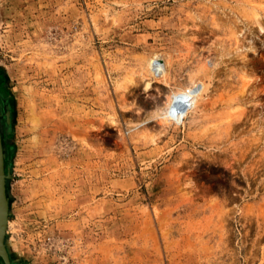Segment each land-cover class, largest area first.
Segmentation results:
<instances>
[{"label":"rangeland","instance_id":"1","mask_svg":"<svg viewBox=\"0 0 264 264\" xmlns=\"http://www.w3.org/2000/svg\"><path fill=\"white\" fill-rule=\"evenodd\" d=\"M0 132L8 264H264V0H0Z\"/></svg>","mask_w":264,"mask_h":264},{"label":"clouds","instance_id":"2","mask_svg":"<svg viewBox=\"0 0 264 264\" xmlns=\"http://www.w3.org/2000/svg\"><path fill=\"white\" fill-rule=\"evenodd\" d=\"M160 68H163V65H159ZM197 86L192 85L186 89L180 90L171 96V99L167 101L166 111L161 116L162 119L168 120L170 123L179 124L183 121L187 112H178L173 104L176 100H180L183 102L188 110H190L194 103H197V98L199 96V92L196 90Z\"/></svg>","mask_w":264,"mask_h":264},{"label":"water","instance_id":"3","mask_svg":"<svg viewBox=\"0 0 264 264\" xmlns=\"http://www.w3.org/2000/svg\"><path fill=\"white\" fill-rule=\"evenodd\" d=\"M1 145H2V142H1V132H0V226H1V220L4 221V218H5L6 206H8V201L6 197V191H5L6 175L4 173V163H3L4 153H3V147ZM2 232H3V229L0 227V245H1V238L3 235ZM0 255L4 257V259L6 260V264H8V261L4 255V246H2L1 248Z\"/></svg>","mask_w":264,"mask_h":264},{"label":"bare ground","instance_id":"4","mask_svg":"<svg viewBox=\"0 0 264 264\" xmlns=\"http://www.w3.org/2000/svg\"><path fill=\"white\" fill-rule=\"evenodd\" d=\"M3 163H4V158H3ZM1 218H2V216H1ZM7 220H8V206H6L4 221L1 220V226L0 227L3 229V232H2L3 235H2V238H1L0 252H1L2 246H4V235H5V230H6V227H7Z\"/></svg>","mask_w":264,"mask_h":264},{"label":"flooded vegetation","instance_id":"5","mask_svg":"<svg viewBox=\"0 0 264 264\" xmlns=\"http://www.w3.org/2000/svg\"><path fill=\"white\" fill-rule=\"evenodd\" d=\"M9 263H10V264H13V262H12L10 259H9ZM1 264H3V261H2V263H1Z\"/></svg>","mask_w":264,"mask_h":264}]
</instances>
